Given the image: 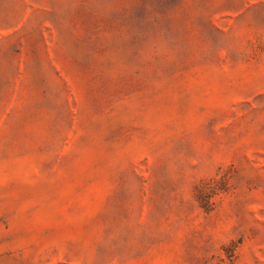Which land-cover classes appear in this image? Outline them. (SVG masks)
<instances>
[{"label":"rangeland","instance_id":"obj_1","mask_svg":"<svg viewBox=\"0 0 264 264\" xmlns=\"http://www.w3.org/2000/svg\"><path fill=\"white\" fill-rule=\"evenodd\" d=\"M0 264H264V0H0Z\"/></svg>","mask_w":264,"mask_h":264}]
</instances>
